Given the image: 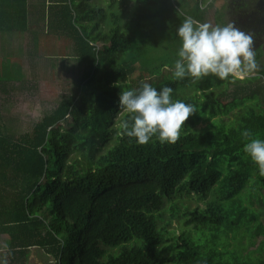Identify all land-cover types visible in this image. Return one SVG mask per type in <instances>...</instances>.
<instances>
[{
    "label": "trees",
    "instance_id": "obj_1",
    "mask_svg": "<svg viewBox=\"0 0 264 264\" xmlns=\"http://www.w3.org/2000/svg\"><path fill=\"white\" fill-rule=\"evenodd\" d=\"M201 1L187 15L207 22ZM180 6L54 1L55 38L72 43L83 72L31 132L15 137L0 123V235L9 236L11 260L16 251L26 256L41 247L55 264H250L243 261L247 246L233 244L239 231L249 233L251 244L264 236V211H254L252 202L254 186L259 201L264 195V175L244 152L242 135L249 130L264 139L257 122L264 115V73L234 82L165 73L181 45ZM141 81L171 87L174 100L196 106L176 143L154 137L141 145L122 134L129 114L119 94ZM177 194L205 208L176 202L167 218L165 203Z\"/></svg>",
    "mask_w": 264,
    "mask_h": 264
},
{
    "label": "clouds",
    "instance_id": "obj_2",
    "mask_svg": "<svg viewBox=\"0 0 264 264\" xmlns=\"http://www.w3.org/2000/svg\"><path fill=\"white\" fill-rule=\"evenodd\" d=\"M181 41L174 62V80H201L214 75L221 80L251 76L258 70L254 37L233 23L213 24L185 16L177 28ZM173 89H161L141 81L138 88L121 90L119 107L129 114L119 127L122 134L135 138L138 144L149 143L154 137L161 143L174 144L181 136L182 126L197 112L196 106L173 99ZM242 135L248 142L244 152L264 175V139L249 130Z\"/></svg>",
    "mask_w": 264,
    "mask_h": 264
},
{
    "label": "rangeland",
    "instance_id": "obj_3",
    "mask_svg": "<svg viewBox=\"0 0 264 264\" xmlns=\"http://www.w3.org/2000/svg\"><path fill=\"white\" fill-rule=\"evenodd\" d=\"M185 1L178 0V5L179 2L182 5L180 9L183 12V17L191 11L190 5L193 4L194 6V1L196 0H187L186 4ZM130 7H134V2H131ZM53 53V59L48 60H43L42 57H38L42 55L35 54L31 55L28 59H24L23 61L18 60L15 63L1 62L0 72L2 76L0 80H10L9 84L5 82L8 85L0 82V115L4 121V127L7 128V133L19 137L31 132L35 124L41 121L45 115L55 110L63 97L71 93L76 87L83 68L72 56V43L67 39L55 38ZM12 67L13 69H11ZM165 73L171 74L172 71L168 69ZM132 78L140 80V72ZM4 87L7 90L2 91ZM232 90L233 87L229 90L230 94ZM229 102H231V97L228 100L222 101L225 105L229 104ZM257 122L259 125H264V115L259 116ZM206 126L207 123L203 122L199 125V128ZM253 184L254 180L250 182L246 189L247 192H249V187H252ZM254 189L255 191L252 194V197L255 199V201H252L253 210H256L260 214L262 210L264 211V195H260L262 198L259 201L257 198L259 187L254 186ZM246 191L242 195L243 197H247ZM173 197L174 200L172 202L166 201L165 203L164 210L167 218L170 217V208L176 202H179L183 206H190L192 209L196 207L205 208L204 203H196L193 196L180 199L177 194ZM261 222L264 225V214L261 216ZM176 225L184 227L181 222H174V226ZM190 228L186 229L189 230ZM200 235L204 236L202 233ZM238 244L247 246V250L243 252V261L250 264H258L264 261V236L258 237L255 239L254 244H251L249 233L245 232V230L239 231L238 239L233 244V248ZM236 254L240 258L242 257L240 252ZM53 264H55V260H53Z\"/></svg>",
    "mask_w": 264,
    "mask_h": 264
},
{
    "label": "crops",
    "instance_id": "obj_4",
    "mask_svg": "<svg viewBox=\"0 0 264 264\" xmlns=\"http://www.w3.org/2000/svg\"><path fill=\"white\" fill-rule=\"evenodd\" d=\"M54 1L0 0V64L23 61L35 54L42 55L38 57L43 60L53 59ZM9 81L0 80L5 85ZM4 90L7 89L4 87ZM3 122L0 115V123ZM9 242L8 235H0V264H53V258L41 247L31 248L26 256L16 251L11 260Z\"/></svg>",
    "mask_w": 264,
    "mask_h": 264
},
{
    "label": "flooded vegetation",
    "instance_id": "obj_5",
    "mask_svg": "<svg viewBox=\"0 0 264 264\" xmlns=\"http://www.w3.org/2000/svg\"><path fill=\"white\" fill-rule=\"evenodd\" d=\"M208 21L213 24L233 23L240 30L254 37L258 70L253 76L264 73V0H209L206 6ZM213 18V20H211Z\"/></svg>",
    "mask_w": 264,
    "mask_h": 264
}]
</instances>
